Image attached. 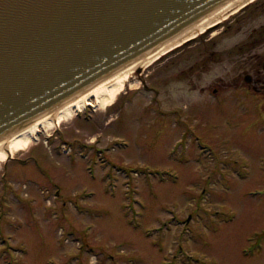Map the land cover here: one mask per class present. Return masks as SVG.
Masks as SVG:
<instances>
[{
  "label": "rangeland",
  "instance_id": "rangeland-1",
  "mask_svg": "<svg viewBox=\"0 0 264 264\" xmlns=\"http://www.w3.org/2000/svg\"><path fill=\"white\" fill-rule=\"evenodd\" d=\"M263 26L264 0H253L137 64L110 101L90 97L92 122L72 112L39 126L24 145L8 144L13 155L45 158L10 173L16 185L10 205L0 199V264H264V164L250 165L264 160L257 140L264 119L235 88L254 60L236 55L237 29ZM55 127L69 138L113 134L95 179L82 161L71 167L55 154L61 141L46 143ZM52 183L61 187L57 196Z\"/></svg>",
  "mask_w": 264,
  "mask_h": 264
},
{
  "label": "water",
  "instance_id": "water-1",
  "mask_svg": "<svg viewBox=\"0 0 264 264\" xmlns=\"http://www.w3.org/2000/svg\"><path fill=\"white\" fill-rule=\"evenodd\" d=\"M228 1L0 0V141Z\"/></svg>",
  "mask_w": 264,
  "mask_h": 264
},
{
  "label": "flooded vegetation",
  "instance_id": "flooded-vegetation-1",
  "mask_svg": "<svg viewBox=\"0 0 264 264\" xmlns=\"http://www.w3.org/2000/svg\"><path fill=\"white\" fill-rule=\"evenodd\" d=\"M247 6V5H246ZM242 29H247L246 27H239L238 33V41L235 43L236 46V55L240 57H244V55H249L255 60L257 55V59L251 62V65L247 69L244 70L243 75V82L237 84L235 88L239 90L242 94L246 92L247 96L253 100L255 104H258L259 109L263 115L264 119V26L263 27H252L249 32H242ZM248 34L244 41H242L241 37L245 34ZM242 34V36H241ZM259 50V52H258ZM148 65V64H147ZM142 87H149L148 83L143 80ZM215 91V88L213 89ZM127 92V91H126ZM154 93H157V90H154ZM95 108L91 102L85 105L82 109L73 110L75 119H81L83 122H92L95 120ZM155 111V110H154ZM156 114H162L164 111L162 109L156 107ZM171 113V112H170ZM37 135H45L42 130L38 131ZM93 137H78L70 136L67 130L64 128H53L50 133H48L46 143L51 142L53 138L56 140L58 139L61 141L58 144H54V151L56 155L66 157L67 163L73 164L71 167L81 168L79 162H83V169L86 174L90 177L95 179V175L93 172V168L97 160L100 163H105V156L108 152V148L115 142L113 138V134L109 136L107 133L104 135L102 132L98 130L93 131ZM107 139H105L107 137ZM32 139H35L32 137ZM31 140V139H30ZM257 140L263 141L261 150L264 151V127L262 128L261 133L258 135ZM125 143V141H123ZM172 143V142H171ZM170 143V145H171ZM170 145L167 148V152L170 149ZM4 152L6 153L4 160L2 161V165L0 167V199H5L4 202L7 201L8 205H10V201L8 200V194L13 190L12 188L16 185L15 182L12 181L10 173L19 171V166H25L28 164V161H31L34 165H38L40 163L39 158H45L43 153L40 151L31 152L28 151V155L24 158L19 156L13 155L10 151V148L4 144L2 147ZM38 150V149H37ZM36 152V153H35ZM27 154V153H26ZM167 156H170L171 153H167ZM227 163V161H224ZM251 163V162H249ZM264 160L263 158H255L252 160V164L254 168L261 169L263 168ZM38 173L43 177H49L45 172V168L42 166H38ZM27 180L34 182L35 180L31 177H26ZM54 189V193L56 196L59 194V189H61L60 185L57 183H52ZM27 186V185H25ZM87 187V185L85 186ZM13 199H16L17 203L22 201V198L18 194L12 195ZM11 200V199H10ZM1 205V204H0ZM2 207V205H1Z\"/></svg>",
  "mask_w": 264,
  "mask_h": 264
},
{
  "label": "bare ground",
  "instance_id": "bare-ground-1",
  "mask_svg": "<svg viewBox=\"0 0 264 264\" xmlns=\"http://www.w3.org/2000/svg\"><path fill=\"white\" fill-rule=\"evenodd\" d=\"M251 1L253 0H231L221 5L219 8L215 9L211 13L199 19L188 29L181 32L172 41L164 44L162 47L158 48L154 52H151L144 57H140L139 59L134 60L130 64L124 66L123 68L113 73L111 76L101 81L95 87L87 89L85 92L77 95V97H75L74 99L61 105L54 112H50L46 114L40 119L29 124L19 133L10 136L6 140L0 141V155H3L2 147L4 146V144L5 145L11 144L13 146H18V147L24 145L26 142H29V140L32 139V137H36L34 133L36 132L39 126L47 127L51 123H54V125H58L59 122L64 120V118L69 117L70 114L73 112V110H77L89 104L91 102L89 101L90 97H94L95 103L99 105H102L105 102L110 101L114 95V92L124 82L128 81L127 78L131 75L130 73L137 64L141 66L151 62L152 60L156 59L159 55H161L163 52L167 51L169 48H172L175 45L184 42L186 39L192 38L196 36L198 33L205 31L208 26L215 25L220 20L235 13L240 7H242L246 3H250Z\"/></svg>",
  "mask_w": 264,
  "mask_h": 264
}]
</instances>
